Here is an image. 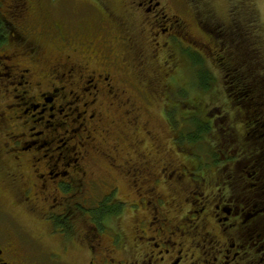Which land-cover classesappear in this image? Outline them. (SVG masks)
Here are the masks:
<instances>
[{
  "label": "flooded vegetation",
  "instance_id": "af4514ba",
  "mask_svg": "<svg viewBox=\"0 0 264 264\" xmlns=\"http://www.w3.org/2000/svg\"><path fill=\"white\" fill-rule=\"evenodd\" d=\"M122 1L129 3L127 10H103L93 24L66 19L46 46L54 48L49 54L58 53L46 64L32 42L38 41L36 33L14 29L8 41L0 30V113L10 129L6 152L19 155L23 202L32 201L33 191L40 223H47L53 235L63 231L59 238L66 234L70 242L74 230L88 224L81 240L92 255L89 264H264V163L248 166L251 161L242 164L238 156L236 176H220L216 158H202L207 165L198 161L202 155L193 143L183 163L168 166L166 152L162 166L157 163L161 155L152 146L174 130L171 114L178 109L162 105L167 76L162 79V51L166 62L165 56L173 55L166 48L179 42L185 25L168 3L162 9V0ZM120 11L134 17L129 26L119 20ZM72 28L78 30L73 40ZM84 30L89 36L78 43ZM135 45L136 54L151 51L147 59L155 58L158 69L150 73L138 65ZM224 79L227 91L234 90L236 80L230 74ZM233 112L246 117L244 107ZM158 114L164 122L157 125ZM212 115L209 110L210 127ZM258 120L243 123L245 130ZM231 141L225 139L226 147ZM172 143L185 151L182 137ZM20 152L31 153L32 163ZM228 158L227 153L223 160ZM1 233L9 239L0 242V264H39L12 231L0 227V240Z\"/></svg>",
  "mask_w": 264,
  "mask_h": 264
},
{
  "label": "rangeland",
  "instance_id": "374dc122",
  "mask_svg": "<svg viewBox=\"0 0 264 264\" xmlns=\"http://www.w3.org/2000/svg\"><path fill=\"white\" fill-rule=\"evenodd\" d=\"M38 2L44 12L48 10L51 11L54 14L53 16L58 17L57 19L71 16L70 18L79 19L80 22L85 21L88 25L96 22L100 15L99 13H104L101 9L104 8L105 3L111 5L110 7H112V5L115 7L116 5L119 6V3L122 1L38 0ZM163 3L164 5H162V9L166 8L168 3V6L171 7V11L173 12L172 14L180 17L181 24L185 25V28L181 30V36L179 37L180 40L178 39L179 42L175 44L173 41V47L166 48V50L170 51L169 53H173L172 56H165L166 62L163 61L165 54L162 51V79L163 76L167 75L163 81L164 83H162V105L173 104L175 106L176 103H179L180 106L183 107V114L180 112L179 118L175 121V127L184 128L183 134H189L188 131L192 130V125L190 127V123L194 121L196 122L198 119L200 120L202 118L201 115H199V110L190 114L185 112L190 104V99L194 96L201 97V101L205 106L204 108L213 111L212 120L217 122L214 127L228 126L234 112L233 109H230L229 111L227 107H232L234 98L227 92L224 75L230 74L231 79H234L233 77L235 76L230 73L228 66L231 67V69H239L241 73V83L238 85L242 86L243 89L247 86L251 90L248 94V99L244 100L247 103L248 101H251V108H254V110L250 111L248 115H255L254 111H259L258 109L261 107L262 114L260 117H262V115L264 117V84L259 82V80L254 82L255 78L259 79V76H264V74H262V72H264V0H162V4ZM16 4L17 3L14 2V0H0V21L4 24L2 31L7 37L15 35L16 32L14 29H17V27L26 28L24 18L17 15L14 11ZM123 6L124 3L121 4L122 8ZM10 8L11 10H9ZM195 14L201 21L200 25L196 23ZM76 15L79 18L76 17ZM81 17L83 19H81ZM26 19L25 22H27L29 26L35 29L37 28L36 24L39 22L37 16H30ZM66 21L64 23H66ZM123 21V26L130 25L134 21V17L130 18L129 14L128 16L123 17ZM48 23V21H45V24ZM45 24H43V28L41 26L39 27V31H42L40 33L47 36L46 32H52L53 29L50 31ZM162 24L165 25L166 23L162 20ZM108 26L111 27V34H117L114 26ZM215 26L221 28V31L224 32L225 35L221 34V32L217 33L215 31ZM236 26H239L241 30L242 40L239 35L233 31ZM248 26H250V28ZM83 28H81V30ZM246 30H252L255 32L254 39L263 49L262 58L258 59L250 51V44L246 42L244 36ZM12 31L15 33L10 35V32ZM60 31V29H55L53 32L58 35V32ZM77 33V28H72V40ZM107 33L109 32L107 31ZM165 35L166 34H163L162 32V38H164V40L168 38ZM88 36V33L86 34L85 31V34H83L82 37L80 36L79 40L76 38V41L78 43L85 42ZM230 39H232V42L229 43L228 51H225L224 43L225 41L228 42ZM7 40L9 41L8 38ZM101 41L102 38L100 40L98 39L97 43L100 44ZM48 42L49 39L44 41V43H40L42 48H36L38 49L40 56L46 57L49 53L48 51L54 50V48L48 50L46 47L49 45ZM14 47L15 46H12L11 49ZM145 47L148 48V45L146 44ZM99 49L101 50L102 48L100 47ZM234 50L236 54L232 53ZM118 51L120 52L119 49ZM136 53L137 47L135 45L133 48V57L138 65L144 68L146 72L152 73L155 68L158 69L155 58L151 61L147 59L151 54L150 50L146 49L140 54ZM232 54L234 57L228 60V65L227 62H225L226 67L224 64H221L223 57L226 58ZM128 55L129 58L127 59L130 60L131 56L130 54ZM139 57H142L140 61L137 59ZM142 59L144 61H142ZM146 59L150 65L147 62L145 65ZM110 62H112L111 59ZM37 63L39 64V61ZM92 68H97V66L92 65ZM201 72H205L211 80V83L208 84L209 86H207L206 89L201 86L202 82L199 81V74ZM167 79H172L177 86H189L190 84H193V86L188 92H184L181 96H178V92H181L183 89V87H181L177 91L176 96L171 97L172 88L170 86L166 87ZM46 84L47 82L44 85ZM216 108H221L222 112H214ZM225 110L227 113H223ZM173 111L175 112V110ZM31 113L34 112L31 111ZM171 115H173L171 119H174L175 115ZM1 117L0 113V227L5 231H12L18 238L16 239L18 242L26 243L31 248L28 251H34L38 256L36 259L39 264H89L92 255L89 253L87 245L81 240L83 234L88 233L87 228L85 227L88 224L82 223L78 226L80 229L74 230V238L70 242L66 234V238H59L58 235H62L64 233L63 231H58V229L54 227L57 230L53 231L54 236L48 229L47 223H40L38 217L41 215V210L32 208L35 206L34 204H38L37 201H39L37 195L33 196V191L31 194L32 201L30 203L23 202L25 201V197L19 194L20 191H23V174H19L18 167L16 166V157L19 155L14 152V156L11 157L6 152L9 148L8 145L10 138L8 137V133L10 129L2 122ZM161 121L163 123L164 119L161 114H158L157 125ZM245 122L249 123L253 121L244 118L242 121L236 122V126L233 124L234 129L245 131ZM208 140L211 144L205 140L197 142L198 149L196 148V150L202 155L200 159H206L209 155L216 153L220 155V160L224 164H230V166H232L237 155L230 152L229 154L234 155H229L227 162L223 160L224 155H227L228 153L225 145L226 143L224 142L222 145L220 144L218 146L214 143L215 140L212 136H209ZM244 143L246 144L247 142L245 141ZM231 144L233 143H229L230 146ZM191 145L192 142L185 143V146L187 147ZM207 148L209 152L207 151ZM182 149H184L183 145ZM207 153H209V155ZM19 154L20 158L22 157L26 159L28 163H32L30 158L32 155L31 153H28L27 156H22L23 153L21 152ZM182 160L184 161L185 159L182 158ZM219 162L220 161L215 162L216 167H219ZM28 165L30 167V164ZM222 165L223 164L221 163V166ZM234 187L236 188V186ZM86 197L89 198L90 193L87 194ZM80 200L82 203L85 202V199ZM88 201L89 200H87V202ZM202 202L203 201H201L200 204ZM45 207H47V205H45ZM124 216L128 217L127 212L124 213ZM127 223L128 220L126 221V224ZM1 238V243L4 242V238L9 239L2 233ZM21 245L24 246L22 243Z\"/></svg>",
  "mask_w": 264,
  "mask_h": 264
},
{
  "label": "trees",
  "instance_id": "16d2710c",
  "mask_svg": "<svg viewBox=\"0 0 264 264\" xmlns=\"http://www.w3.org/2000/svg\"><path fill=\"white\" fill-rule=\"evenodd\" d=\"M19 1V2H17ZM122 1V0H120ZM14 2H16V7H15V12L17 15H20L21 17L24 18V20L26 21L28 17L30 16H37L39 18V22L36 24L37 28H33L31 26L28 25L27 22L24 21V23H26V28L24 27H17L16 32H19V34H25L27 32H33V34L36 33V37H38V41H32L36 43V47H41L40 43H44V41H46L47 39L51 40V37H56L57 35L53 32L55 29H60L61 26H63V23L66 19H68L70 16H65L64 18H59L53 16L54 14L51 11H43L40 3L38 2V0H14ZM123 3V1L121 3H119V6L117 7V5L114 7L112 5V7H106L104 4V8L101 10H106L109 8H113V9H118V10H127V7L129 6V3H125L123 8L121 7V4ZM11 10V8L9 9ZM105 11V12H106ZM12 16V15H10ZM126 14H123L121 11L119 12V20L123 17H126ZM56 18V19H55ZM45 21H48V24H45ZM43 24H45L47 26V28L50 29V31L52 32H46L47 36L40 33L42 31H39V27L41 26L42 28L44 27ZM4 26V24L1 23L0 21V30L2 31V27ZM129 26V25H126ZM250 28V26H248ZM247 31V30H246ZM245 40L248 44H250V51L259 59L263 57V53H262V48L259 46V44L256 43L254 36H255V32L251 31H247L245 33ZM3 39H7V35L5 36V34L3 35ZM44 37V38H43ZM241 40H242V34L240 35ZM43 38V40H42ZM2 40V39H1ZM0 40V42H1ZM38 44V45H37ZM228 47L229 44L227 46H225V51H228ZM234 54H236L235 50L232 52ZM58 55V53H52L43 57L44 58V63H48L50 62L54 57H56ZM234 55L232 54L231 56L228 57H223L225 61H223V64L226 67V63L228 65V60H230L231 58H233ZM222 58V57H221ZM45 63V64H46ZM239 63V62H237ZM230 73L231 74H236L239 75L240 77H238L239 79H235L236 80V87L234 88V90H228L227 92L229 93L230 96H232L234 98L233 101V105L232 107H235L236 109H239L240 107H244L245 108V119H249L253 122H255V118H258L260 120H258L257 122H259L255 128H247L245 131H240L237 129H234L233 124H235L236 126V122L238 121H242L243 119V113H233L232 115V119L230 121V123L228 124V126L225 127H210L209 124H207L206 122L208 121V116L207 114L209 113V110L204 108V104L201 101V97L199 96H194L192 97V99H190V104L187 107V110L185 111L186 113H195L196 110H193L194 107H199V115H201V119L197 120L194 124V122L190 123V127L192 125V130H189V134H183L184 132V128H178L175 127L174 130L171 132H166L161 138H162V143L158 144L157 146H152L153 150L155 151V153H160L159 155H161V158L158 159V162L161 166H162V152H166L165 155H168L165 159V162L167 163L168 166L172 165V167L174 166L175 162L178 161H183L182 158H185L184 153L188 152V148H186L187 146H185L186 142H192L195 145V148L198 149L197 147V142H201L202 140H205L206 142H208L209 144H211V142L208 140L209 136L213 137L215 142L218 146L222 143L225 142V139L229 142L230 139H232V143L231 146L226 147L228 154L231 153H235L237 155V158L234 160L235 163L234 166L232 164V166H226L225 164H223V162L220 160V155L214 153L212 155H209V153H207L210 157H214L216 158V162H219V167H218V172H220V176H222V174H226L227 176H231V177H235L236 176V170H237V162L236 160L238 159V156L240 157L237 161H239L240 159L242 160L241 163L242 164H246L247 161H251L250 164H248V166H254L256 164H260V163H264V117L262 115V118L256 117V113L253 116H249L248 113L252 110H254V108H251V101L245 102V99H248V94L250 93V88L246 86L245 89L242 88V86L238 85L239 83H241V73L239 71V69L234 68L231 69V67H229ZM262 74H264V72H262ZM165 78V76H164ZM259 80V82L264 84V76H259V79H254V82H257ZM199 81L202 82V87L204 89H206L207 86H209L208 84L211 83V80L209 79V77L206 75L205 72H201L199 74ZM199 82V83H200ZM170 86L172 88V92H171V97L176 96L177 91L183 87L182 91L178 92V96H181L184 92H188L190 90V88L193 86V84H190L189 86H182L179 85L177 86V84L172 80V79H167L166 80V87ZM174 103H176L175 101H173ZM202 104V105H201ZM248 105V106H247ZM176 107H178V109H175V116L174 119H172L173 125L175 126V121L179 118L180 116V112H182L183 114V107L180 106L179 103L175 104ZM190 109V110H189ZM233 109V110H236ZM260 112H262V110L258 109ZM218 111L217 109L214 110V112ZM255 112V111H254ZM262 114V113H261ZM242 117V119H241ZM241 119V120H240ZM222 120V119H221ZM217 122L214 121V124H216ZM248 123V122H246ZM215 129V130H214ZM240 131V132H239ZM156 132V131H155ZM197 132V133H196ZM183 134V135H182ZM162 135V134H159ZM159 137V136H156ZM182 137V144L184 146L185 150L183 153L180 152L176 145L172 143V139H177L178 142H180V139ZM261 138V141H259ZM258 140V141H257ZM247 142L246 144L244 142ZM220 142V143H218ZM208 146V145H207ZM191 147V146H189ZM207 151L209 152L208 148ZM196 153V150H195ZM229 155H234V154H229ZM243 158H242V157ZM263 158V159H262ZM199 159V157H198ZM152 160H156V157ZM205 161L207 160L204 159ZM203 159H200L198 161H201L203 163H205ZM221 163L223 164L221 166ZM206 164V163H205ZM207 165V164H206ZM219 175V174H217Z\"/></svg>",
  "mask_w": 264,
  "mask_h": 264
}]
</instances>
